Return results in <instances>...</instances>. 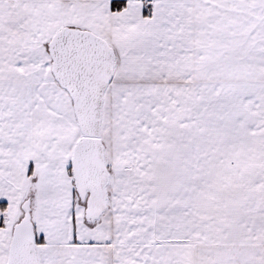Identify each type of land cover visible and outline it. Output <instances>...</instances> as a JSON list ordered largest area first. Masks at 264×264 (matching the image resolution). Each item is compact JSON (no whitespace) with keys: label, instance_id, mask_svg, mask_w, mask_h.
Masks as SVG:
<instances>
[{"label":"snow or ice","instance_id":"snow-or-ice-1","mask_svg":"<svg viewBox=\"0 0 264 264\" xmlns=\"http://www.w3.org/2000/svg\"><path fill=\"white\" fill-rule=\"evenodd\" d=\"M0 264H264V0H0Z\"/></svg>","mask_w":264,"mask_h":264}]
</instances>
